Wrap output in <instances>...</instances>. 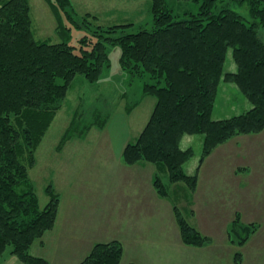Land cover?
I'll use <instances>...</instances> for the list:
<instances>
[{"label":"rangeland","instance_id":"rangeland-1","mask_svg":"<svg viewBox=\"0 0 264 264\" xmlns=\"http://www.w3.org/2000/svg\"><path fill=\"white\" fill-rule=\"evenodd\" d=\"M29 1L36 38L64 40L49 1ZM152 1L72 0L76 20L89 13L94 25L132 22L128 30L133 31L150 25ZM167 3L178 15L198 8L196 0ZM229 6L253 20L247 3ZM64 24L73 27L67 40L78 45L87 30L70 19ZM258 35L264 43V27ZM120 57L119 46L110 50V67L99 83L76 78L34 151L29 181L41 207L53 189L59 212L53 229L31 246L30 254L49 264H79L96 243L118 240L124 250L120 264H264V129L235 133L202 163L206 135L184 134L180 146L194 154L183 168L190 176L198 174L195 190L185 181L171 182L157 164L128 165L124 150L145 129L157 99L144 91L145 83L155 80L133 76ZM236 70L229 48L224 73ZM213 107V119L223 120L253 104L239 85L222 77ZM176 210L203 243L185 242ZM5 256L4 261L12 255Z\"/></svg>","mask_w":264,"mask_h":264},{"label":"trees","instance_id":"trees-1","mask_svg":"<svg viewBox=\"0 0 264 264\" xmlns=\"http://www.w3.org/2000/svg\"><path fill=\"white\" fill-rule=\"evenodd\" d=\"M48 1L61 23L60 42L36 38L29 0H0V264L7 252L24 264H49L29 250L55 226L59 197L50 187V200L41 207L28 169L76 78L99 83L112 48H121V66L130 74L155 80L144 85L157 99L154 113L137 141L126 146V164H157L171 182L185 181L195 190L198 174L183 168L194 154L181 148L184 134L206 135L202 163L235 133L264 129V43L258 35L264 0H196L198 8L183 15L173 13L167 0H153L150 25L136 31L128 30L132 22L94 25L89 13L76 20L72 0ZM229 3H247L253 20ZM67 19L87 30L78 45L67 40L73 29L64 24ZM229 48L237 70L224 73ZM222 77L239 85L252 109L213 119ZM176 217L185 242H204L178 210ZM123 254L118 240L98 242L79 264H120Z\"/></svg>","mask_w":264,"mask_h":264},{"label":"crops","instance_id":"crops-1","mask_svg":"<svg viewBox=\"0 0 264 264\" xmlns=\"http://www.w3.org/2000/svg\"><path fill=\"white\" fill-rule=\"evenodd\" d=\"M264 171V170H262ZM152 201L151 205L156 204V202ZM4 264H24L17 257L11 256L8 260L4 261Z\"/></svg>","mask_w":264,"mask_h":264}]
</instances>
